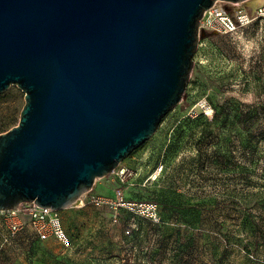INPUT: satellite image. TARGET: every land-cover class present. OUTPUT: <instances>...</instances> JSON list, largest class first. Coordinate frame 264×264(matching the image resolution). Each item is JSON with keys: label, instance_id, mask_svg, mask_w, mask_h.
<instances>
[{"label": "water", "instance_id": "95a60500", "mask_svg": "<svg viewBox=\"0 0 264 264\" xmlns=\"http://www.w3.org/2000/svg\"><path fill=\"white\" fill-rule=\"evenodd\" d=\"M217 1L246 0H0V94H24L0 134V210L67 209L150 140Z\"/></svg>", "mask_w": 264, "mask_h": 264}, {"label": "rangeland", "instance_id": "374dc122", "mask_svg": "<svg viewBox=\"0 0 264 264\" xmlns=\"http://www.w3.org/2000/svg\"><path fill=\"white\" fill-rule=\"evenodd\" d=\"M248 1L241 5L250 11ZM253 29L243 39L203 43L182 103L120 164L140 169L122 185L123 201L157 204L158 225L142 220L138 235L127 239L133 214L121 208L119 223L101 233L98 218L110 210L88 201L116 199L115 181L104 177L82 197L83 208L63 211L72 219V239L80 235L72 249L54 240L26 244L24 237L3 245L0 234V264H264V26ZM203 100L215 108L212 121L186 116ZM23 106L16 86L0 94V134L18 124ZM177 121L186 126L180 136L170 134ZM167 142L160 178L139 186Z\"/></svg>", "mask_w": 264, "mask_h": 264}, {"label": "built area", "instance_id": "2783aa9c", "mask_svg": "<svg viewBox=\"0 0 264 264\" xmlns=\"http://www.w3.org/2000/svg\"><path fill=\"white\" fill-rule=\"evenodd\" d=\"M221 4H230L234 8L232 11H229L223 8ZM257 26H264V0L257 3L250 11H247L242 5L237 6L236 4L217 1L211 8L203 13L199 21L198 49L202 47L203 43L207 41L208 38L214 36L227 37L232 40L243 39ZM262 40L264 42V35ZM214 114V108L206 100H203L188 109L186 116L195 118L202 115L208 121H211ZM161 126L162 124L159 125V128H161ZM183 131V125L180 121H177L172 124L170 134H180ZM166 144L164 143V147ZM163 170L164 166L162 162H157V164L153 165L150 170L142 176L139 186L144 187L156 182ZM109 176L115 181L116 199L92 195L88 201L90 205L97 209L108 208L110 210L107 216L105 214L102 216L100 213V217L98 218V230H100L101 233L107 234L110 232L112 226L119 223L118 209L121 208L128 210L134 217L146 219L153 224L160 223L161 217L157 204H136L123 201L121 192L122 185L128 184L126 183L128 177L132 179L138 178L140 176V169H129L119 165ZM87 194L88 193H86L84 197ZM84 206L85 199H83L81 205L78 207L72 205L67 209H80ZM64 210L56 211L49 208H41L32 202L22 203L15 210H0L1 243L3 245H10L19 241V238L24 237L23 240L26 241V243L30 241L45 243L49 240H54L60 243L65 249H72L74 245H76L75 243L80 238V235L76 239H72V219L67 216V214L63 213ZM136 230L134 219H131L129 224L124 228L123 234L128 237Z\"/></svg>", "mask_w": 264, "mask_h": 264}, {"label": "trees", "instance_id": "16d2710c", "mask_svg": "<svg viewBox=\"0 0 264 264\" xmlns=\"http://www.w3.org/2000/svg\"><path fill=\"white\" fill-rule=\"evenodd\" d=\"M214 110H215V108H214ZM216 114H214V116H215ZM214 116H213V118H212V120L214 119ZM205 118V117H204ZM217 118V117H216ZM211 120V121H212ZM162 124V123H161ZM181 124L183 125V127H184V131L182 132V133H180V134H176V133H171V134H174V135H177V136H180V135H182L184 132H185V130H186V126H185V124L181 121ZM159 130V129H158ZM168 144V143H167ZM166 144V146L164 147V145H163V148H162V150H161V154L159 155V158L158 159H156L155 161H154V163H153V165H155V164H157V162H159V161H161L162 162V164H163V166H164V162H163V159H164V154H165V152H166V150H167V147H168V145ZM152 165V166H153ZM160 178V177H159ZM150 185V184H149ZM120 210V209H119ZM160 217H161V214H160ZM131 219H134V223L136 224V228H137V230L136 231H133V233L131 234V236H128V237H126L127 239H134V237L135 236H137L138 235V233H139V230H140V226H141V224H140V221H148V220H146V219H143V218H139V217H134V216H132V218ZM137 222H136V221ZM139 222V223H138ZM149 223H151L150 221H148ZM129 224V222L126 224V225H128ZM152 225H158V224H153V223H151ZM30 243H32V241H30V242H28V243H26V244H30ZM33 243H38V242H36V241H33ZM32 243V244H33Z\"/></svg>", "mask_w": 264, "mask_h": 264}, {"label": "bare ground", "instance_id": "6f19581e", "mask_svg": "<svg viewBox=\"0 0 264 264\" xmlns=\"http://www.w3.org/2000/svg\"><path fill=\"white\" fill-rule=\"evenodd\" d=\"M259 1H261V0H252V3H256V2H259ZM241 3H242V2H240V3H236V5H237V6H241ZM247 3L249 4V2H247ZM251 5H252V4H251ZM254 5H255V4H254ZM83 196H84V195H83ZM83 196H81V197H80V198H79V199H78L73 205L76 206V207L79 206V205H81V203H82V197H83ZM83 199H84V198H83Z\"/></svg>", "mask_w": 264, "mask_h": 264}, {"label": "crops", "instance_id": "0c3cea01", "mask_svg": "<svg viewBox=\"0 0 264 264\" xmlns=\"http://www.w3.org/2000/svg\"><path fill=\"white\" fill-rule=\"evenodd\" d=\"M261 1H263V0H261ZM261 1H259V2H261ZM248 2H250V1H248ZM259 2H256V3H252V1L249 3V4H247V5H249V6H255L257 3H259ZM252 4V5H251ZM255 4V5H254Z\"/></svg>", "mask_w": 264, "mask_h": 264}]
</instances>
